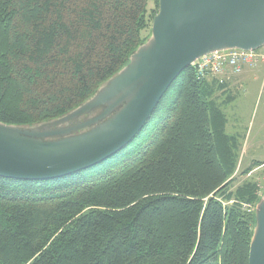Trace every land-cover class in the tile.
<instances>
[{"label": "trees", "instance_id": "1", "mask_svg": "<svg viewBox=\"0 0 264 264\" xmlns=\"http://www.w3.org/2000/svg\"><path fill=\"white\" fill-rule=\"evenodd\" d=\"M158 1L0 0V123L51 122L87 101L150 37ZM225 88L186 68L104 162L52 180L0 177V264H248L255 214L244 206L259 186L232 188L241 143L216 101Z\"/></svg>", "mask_w": 264, "mask_h": 264}, {"label": "water", "instance_id": "2", "mask_svg": "<svg viewBox=\"0 0 264 264\" xmlns=\"http://www.w3.org/2000/svg\"><path fill=\"white\" fill-rule=\"evenodd\" d=\"M263 44L264 0H159L149 39L87 101L51 122L0 123V177L52 180L104 162L141 132L171 84L196 60ZM99 108V115L77 122ZM248 264H264V199L255 210Z\"/></svg>", "mask_w": 264, "mask_h": 264}, {"label": "rangeland", "instance_id": "3", "mask_svg": "<svg viewBox=\"0 0 264 264\" xmlns=\"http://www.w3.org/2000/svg\"><path fill=\"white\" fill-rule=\"evenodd\" d=\"M154 6V0H149L148 9L151 10ZM148 33L149 31H146L143 35L147 36ZM262 77L263 71L260 69L247 71L228 79L222 75L220 79L224 81L226 88L223 92L219 91L216 94V101L227 119L226 133L237 136L241 143L240 158L232 188L235 189L248 181L255 182L259 186V201L264 199V83ZM228 95L234 99L224 103ZM101 112L102 108H99L81 116L77 122L86 121L87 116L93 114L94 117ZM71 124L74 125V122ZM252 167L251 172L243 174V171ZM259 201L254 205H245L244 208L255 214Z\"/></svg>", "mask_w": 264, "mask_h": 264}, {"label": "built area", "instance_id": "4", "mask_svg": "<svg viewBox=\"0 0 264 264\" xmlns=\"http://www.w3.org/2000/svg\"><path fill=\"white\" fill-rule=\"evenodd\" d=\"M191 67L198 80H217L219 83H223L220 79L222 75L228 79L260 69L263 71L264 83V44L255 51L235 49L213 53L199 58Z\"/></svg>", "mask_w": 264, "mask_h": 264}, {"label": "flooded vegetation", "instance_id": "5", "mask_svg": "<svg viewBox=\"0 0 264 264\" xmlns=\"http://www.w3.org/2000/svg\"><path fill=\"white\" fill-rule=\"evenodd\" d=\"M92 115H93V114H92ZM92 115L87 116V117H86V120L92 118V117H93ZM91 116H92V117H91Z\"/></svg>", "mask_w": 264, "mask_h": 264}, {"label": "crops", "instance_id": "6", "mask_svg": "<svg viewBox=\"0 0 264 264\" xmlns=\"http://www.w3.org/2000/svg\"><path fill=\"white\" fill-rule=\"evenodd\" d=\"M223 83H224V81H223Z\"/></svg>", "mask_w": 264, "mask_h": 264}]
</instances>
